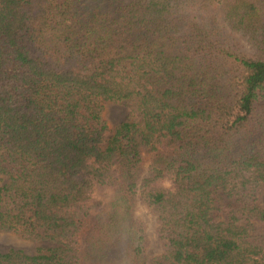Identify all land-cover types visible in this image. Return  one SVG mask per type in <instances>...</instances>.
Segmentation results:
<instances>
[{"label": "trees", "instance_id": "16d2710c", "mask_svg": "<svg viewBox=\"0 0 264 264\" xmlns=\"http://www.w3.org/2000/svg\"><path fill=\"white\" fill-rule=\"evenodd\" d=\"M262 189L264 0H0V264H264Z\"/></svg>", "mask_w": 264, "mask_h": 264}, {"label": "rangeland", "instance_id": "374dc122", "mask_svg": "<svg viewBox=\"0 0 264 264\" xmlns=\"http://www.w3.org/2000/svg\"><path fill=\"white\" fill-rule=\"evenodd\" d=\"M102 116L108 126V135H111L115 128L121 122L126 120L128 116V109L127 106L122 103L106 102L104 103ZM147 166L148 162L144 166L145 170L147 169ZM144 175H147L146 172ZM111 196V188L105 186L98 187L94 193V199L101 201L103 204L106 203L111 198ZM258 196L260 204L264 208V189L259 192ZM137 207H143L146 209L142 201L137 202L136 208ZM133 217L137 220H140L142 224L145 225V232L148 236L147 264H152L153 259L157 257L162 251L161 244L155 231L154 219L151 217L148 211L145 216L137 217L134 214ZM261 236L264 239V236ZM46 245L47 244L44 242L26 239L14 232H0V252H6L10 249H21L27 254H34L39 247Z\"/></svg>", "mask_w": 264, "mask_h": 264}, {"label": "clouds", "instance_id": "9594fccd", "mask_svg": "<svg viewBox=\"0 0 264 264\" xmlns=\"http://www.w3.org/2000/svg\"><path fill=\"white\" fill-rule=\"evenodd\" d=\"M134 214L137 217L145 216L147 214V210L144 209L143 207H137L134 211Z\"/></svg>", "mask_w": 264, "mask_h": 264}]
</instances>
